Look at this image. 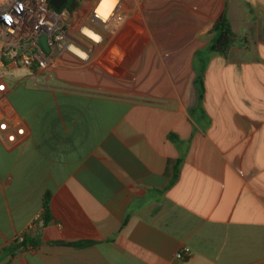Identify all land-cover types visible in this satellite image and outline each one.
<instances>
[{"label": "crops", "instance_id": "obj_1", "mask_svg": "<svg viewBox=\"0 0 264 264\" xmlns=\"http://www.w3.org/2000/svg\"><path fill=\"white\" fill-rule=\"evenodd\" d=\"M116 14L86 62L0 68V121L24 129L0 135V264H264V0ZM223 15L226 56L211 49Z\"/></svg>", "mask_w": 264, "mask_h": 264}, {"label": "built area", "instance_id": "obj_2", "mask_svg": "<svg viewBox=\"0 0 264 264\" xmlns=\"http://www.w3.org/2000/svg\"><path fill=\"white\" fill-rule=\"evenodd\" d=\"M97 0L89 13L74 18L67 9L56 10L50 0H0V68L23 67L42 73L53 72L64 54L86 62L104 41V30L116 17L119 0L109 16L97 12ZM87 29L90 34L84 32ZM97 38H96V37ZM45 37L47 53L40 43ZM4 87H0V103ZM0 135L11 146L24 135V129L11 118L0 121ZM191 249L184 247L176 258L186 259Z\"/></svg>", "mask_w": 264, "mask_h": 264}, {"label": "trees", "instance_id": "obj_3", "mask_svg": "<svg viewBox=\"0 0 264 264\" xmlns=\"http://www.w3.org/2000/svg\"><path fill=\"white\" fill-rule=\"evenodd\" d=\"M80 6V0H68V2L62 7V9H67L70 13L75 12ZM214 32L216 34V38L212 43L211 49L213 52L220 54L222 56H226L230 47L235 44L238 40L236 35L232 31L230 22L226 15H223L219 18L214 25ZM175 136H170L173 139ZM176 138V137H175ZM183 158H179L176 162V165L173 168V177L171 179V183L177 178L179 174V166L182 164ZM50 196L47 195L45 205H44V219L45 223L50 220ZM92 242H84L77 243L76 246L82 247L85 245H90ZM36 243H32V246H35ZM27 248V244L22 242L21 245L17 246V249L24 250ZM13 252V250H12Z\"/></svg>", "mask_w": 264, "mask_h": 264}, {"label": "bare ground", "instance_id": "obj_4", "mask_svg": "<svg viewBox=\"0 0 264 264\" xmlns=\"http://www.w3.org/2000/svg\"><path fill=\"white\" fill-rule=\"evenodd\" d=\"M117 1L118 0H102V2L99 5V8L97 9V12L104 17L109 16L114 6L116 5ZM84 32L87 33L88 35H92L87 29H85Z\"/></svg>", "mask_w": 264, "mask_h": 264}, {"label": "water", "instance_id": "obj_5", "mask_svg": "<svg viewBox=\"0 0 264 264\" xmlns=\"http://www.w3.org/2000/svg\"><path fill=\"white\" fill-rule=\"evenodd\" d=\"M68 2V0H50V4L52 7H54L56 10L62 9V7ZM41 45L43 46L44 50L48 53L49 49L46 45V38L43 37L40 40Z\"/></svg>", "mask_w": 264, "mask_h": 264}, {"label": "rangeland", "instance_id": "obj_6", "mask_svg": "<svg viewBox=\"0 0 264 264\" xmlns=\"http://www.w3.org/2000/svg\"><path fill=\"white\" fill-rule=\"evenodd\" d=\"M82 1H84V0H82ZM85 1H87V0H85ZM80 2H81V0H80ZM82 13H83V12H82ZM116 15H117V14H116ZM113 19H115V17H114ZM98 51H99V50H98ZM95 53H96V51H95L94 53L91 54V56H92L93 58L95 57V56H94ZM96 54H97V53H96ZM91 56H90V57H91ZM17 73H19V74H15V73H14L12 76H14V75H15V76H16V75H25V74L28 73V72H27L26 70L22 69V70L18 71ZM259 94H260V93H258L257 95L259 96Z\"/></svg>", "mask_w": 264, "mask_h": 264}]
</instances>
